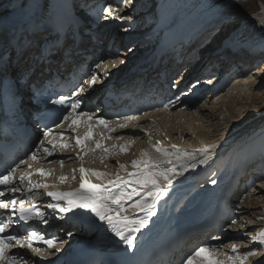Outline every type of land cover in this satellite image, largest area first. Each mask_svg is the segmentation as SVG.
<instances>
[{"label":"bare ground","instance_id":"obj_1","mask_svg":"<svg viewBox=\"0 0 264 264\" xmlns=\"http://www.w3.org/2000/svg\"><path fill=\"white\" fill-rule=\"evenodd\" d=\"M51 1H53L54 3V6H52L51 10V13L53 15L59 12L63 14L65 13V11L67 12L68 17H74L77 14L72 9L76 0ZM17 2L24 3L25 12L14 14L12 16L11 14L16 12V5L12 3L11 0H0V22L8 21L7 23L10 25V28L12 25H14V29L8 28V32L13 31V33H16L17 29L21 25L31 24L32 22H34V20L48 11L46 5L49 3V0H20ZM110 2L111 4H113L114 0H110L107 3ZM136 2L141 3L143 2V0H127L128 6L124 7V10L120 13L121 16L131 17L130 20H124L125 24H122L123 20L116 17H109V19L106 20L107 24H112L115 22V25L112 28V32H114V34H110V36L113 37L112 44L114 46V49L115 46H121L117 48H121L122 50H124L125 56L129 57L131 56V52L136 53L139 47H137L135 51H133L132 49L127 50L129 49L128 47H130L131 45H135L134 47H136V45H138V42L140 41L144 42L145 44L154 46L152 44L154 43V39H152V37L146 36L150 35V32L155 33L160 31L159 29L156 30V28L163 26L165 28L166 26L171 24V26L174 25L173 28H175L176 25L178 26V32L187 33V31L190 30L194 24L202 23V21L206 19V17L199 18L198 15H196L193 17L183 18L178 23L173 24L171 19L169 18V16H171V14H169V9L167 7L162 8V6H158L155 9L158 10L159 8H161L160 13L159 15L157 13V15L155 16H158V21H156L159 24L157 23L156 25H154V31L152 30L146 35L145 33L142 35L138 34L137 30H133V28H135L136 22L139 23L142 18H145V16H147L144 14L147 7L138 8L132 13L130 9L136 4ZM232 4L233 2L230 0L221 2L218 5L219 8L217 7V11L224 10L226 9V7L228 8L229 5L231 6ZM118 5L119 2L116 4V6ZM139 6H141V4H139ZM165 8H167L168 11ZM259 12L260 14L258 13L257 16L262 21H264V9H261ZM100 13L105 14L103 10L100 11ZM212 13L208 15L206 14V16H209ZM139 16L141 20L138 19ZM219 26L221 27H218L217 32L220 34V31L223 30V26L221 24H219ZM204 30L206 29H202L201 32L204 33ZM166 36L167 35L163 36L164 38L162 39V41L165 40ZM227 38V40H222V38H217V40H215L214 37H211L210 39L207 38L208 40H204V42H201L203 47L202 49H200V52L210 53L206 57V60L208 61L222 60V63H219L217 65V69L215 71L216 76L213 77V80L217 79V76L218 79H224L225 77H227V81H224V85H227V87L230 85L229 88L231 90L225 91L227 88H223L214 96L212 94H209V96L206 95V98H203V96H201L200 100L194 101V103L191 105L186 100L171 103L163 109L154 110L147 113V115L144 114L141 117H138L137 120L128 121L127 128L121 129L118 126L115 127V130L108 134V136H111V139H106V141L103 143L104 147L110 149V154H105L101 149H96L89 159L90 167L95 170L108 173V176L105 178H97L98 181L106 183L107 179H113L117 174L127 177V174L129 172L134 171L131 161L140 159L142 156V152L146 151L148 153V157L146 158H163L161 154L156 152L155 148L153 147V145H155L157 142H159V145L161 147L169 149L170 151H189L194 155L198 154L196 155L197 161L202 158V153L196 150L200 149L205 144L215 143L217 147L211 150L214 155L212 156V159L208 164L201 165L197 162L195 168L187 167V170H184L185 162H177L179 163V167H182V169H179V167L176 165L177 171H182L183 174L175 178V181L177 182L176 184H180L183 181L181 177H183L184 174H186L190 170L198 171L201 168L210 170L212 172V175L204 178L203 181L199 182L200 184L203 183V185L202 189L196 192V196L204 195L206 198L208 197V199H212L213 201V196L216 194V191L220 192L222 187L230 182L229 177L232 172V167L240 163L243 155L247 153V150H241V142L243 140L249 139L250 143L246 144L245 146L247 147L250 145L252 151H255L257 148L259 149V151L261 150V148L262 150L264 149V111L261 109L262 111L260 110V112H257V115L250 116L251 111H253V108H251V104L257 102V99H259L261 96L262 98H264V84L260 86L264 82H262V80L264 79V57L261 58L263 54H256V56L253 54L256 48L255 46L259 48L258 45L260 43L254 41L252 42L251 40H236L233 36H229ZM250 47H253V49H251L252 51L248 50V48ZM242 51L245 52V55H248L245 57H241V60L238 58V56H242L239 55V53L243 54ZM118 52L113 54L102 52L97 58V64H103L104 67L108 66L107 69H114L116 67L118 69V73L123 75L125 73V58H123L120 54L122 53L121 50H119ZM178 53L179 51L176 47L171 50V55L175 58L177 57ZM228 53L234 56L235 59H231L228 56ZM211 54L215 55L211 56ZM218 55H221V59ZM256 57L261 58L260 64L262 62L261 65H258L256 70H253V68H249L248 71L247 69L239 71V74L236 76L230 74L229 65H227L226 63L229 62V60H232L234 63H237L241 60L244 65H251V62ZM23 59L24 56L21 58L20 62L22 64H27L23 62ZM113 60L116 61L115 67L111 66V62ZM120 61H123V63H120ZM198 62L199 61L191 62L189 64L187 68L188 73L185 74L184 77H190L191 74L196 71L195 66ZM97 74L99 75V79L97 81H103L106 78H103V76H101L99 73ZM19 88L22 89V85H20ZM243 100L245 101L243 102ZM243 104L244 106H242ZM258 109L259 108H257V110ZM117 137H122V139H117ZM113 145H115L116 147L113 148ZM121 145H126L127 150L121 151ZM173 145L176 146L175 149H172ZM239 153L240 155L238 156ZM111 157H114L115 160L111 159ZM93 158L96 159L92 160ZM120 164L126 165V168L121 169L119 167ZM70 168H77V163H70ZM78 174L79 173L77 170L75 171V173L71 172V177L69 179H72L73 175L77 179ZM73 180L75 179H72V181ZM212 180H215L216 183H211ZM164 185L166 184L162 182V186ZM256 185H254L253 187L251 186V188L248 190V194L243 195L242 198L236 200V203L238 205V210L235 212L237 220L234 228H236V231H230L226 228V245H222V247L218 248L220 252V258L236 255V253L231 251L232 244L240 245L241 255L245 250H252V248L254 247V242H252L247 237L251 234L255 235L257 230L264 228L263 223L261 222L255 223V221L252 223L251 221H246L247 219H250L248 215L250 212H252L250 211V209H252V202L254 201L252 200L251 202H245V199L251 196L254 192L257 193V196H259V200L264 199V187H258ZM171 186L168 187L171 188ZM208 199L205 201L206 207L210 206ZM240 200L243 201L241 202ZM259 200H256V202ZM241 216L244 217L241 218V220H238ZM258 220L262 221L264 219H257V221ZM241 221L244 223V226L251 225L248 230L249 232L245 231L246 228H239ZM231 223L232 220L229 222V224ZM255 225L258 227H255ZM259 225L263 227H259ZM241 239H244V241ZM228 246L230 247L228 248ZM258 248L259 250H261L259 246ZM262 248L264 251V247ZM225 250L229 251V254L227 256H225ZM262 254H264V252ZM256 259L258 258H251L245 261V264H254V261Z\"/></svg>","mask_w":264,"mask_h":264},{"label":"snow or ice","instance_id":"obj_2","mask_svg":"<svg viewBox=\"0 0 264 264\" xmlns=\"http://www.w3.org/2000/svg\"><path fill=\"white\" fill-rule=\"evenodd\" d=\"M127 0H119V5L113 7V5L108 4L103 8L105 13L104 19L107 20L109 17H116L121 20L131 19L130 16H121L120 13L127 7ZM264 23V21H262ZM67 48L56 49V54L64 57ZM43 56V54H41ZM73 53L68 52L67 58L70 60ZM123 63V61H120ZM116 61L111 62V66L115 67ZM96 69L101 68V64L95 65ZM0 68V71H3ZM33 70H27L21 74L19 82L27 83L31 79ZM104 75H107V66L103 71ZM99 79V75L93 71L89 79L83 81L78 91L73 93V95H79L86 91V87H91ZM67 98L61 96L58 100L52 101L53 104H65ZM81 101L77 99L75 102L70 104V110L67 114L63 115V118L55 124L57 129H61L59 133L61 137V142L59 144V149L64 150L71 147V143L64 141V124L68 122V129L72 133H75L74 142L76 147L83 150L84 155H87L89 151L94 152L95 149L99 148L105 154H110V149L103 146L100 140H93V131L99 126L107 129L109 133L113 132L115 129L110 128V121L104 119L103 117H98L95 119V123H92L94 114L80 111L77 109L80 107ZM171 103V102H169ZM167 107V105H165ZM147 115V113H145ZM86 118V119H82ZM124 123L118 124V127L123 129L128 127V121L137 120L136 116H126L123 117ZM84 125V132L81 135L78 132L80 125ZM147 131V130H145ZM53 133L52 127L45 126L43 131V139L39 141L36 145V150L31 153L30 159L35 161L37 159V154L42 153L45 156H52L54 151L57 149V144L54 140L48 139L49 135ZM103 135V133H101ZM111 139V136L105 137ZM117 139H122V137H117ZM95 147H92V145ZM116 147L113 145V148ZM156 152L160 153L163 158H146L148 153L142 152L140 159H135L131 161L134 171L129 172L127 177L120 176L117 174L113 179H107L106 183H91L87 178V174H91L98 179L105 178L108 173L98 171L95 169H87L83 166L79 168L80 172V183L79 187L71 191H48V185L46 183H34L30 177L31 172L20 170L22 164H26L28 168H32V164L27 160H21L19 164L15 167H10L6 172L0 174V217L5 214H9L11 217L18 215L19 220L27 224L28 221L33 218L37 219L43 224H48V220L45 218V212L41 210L40 207L35 204H31L25 207L26 200L17 199L14 196L9 199L6 193L9 195L25 192L28 194H33L37 190L43 188L45 189V195L51 197L55 203H49L47 208L52 209L54 212L58 211L60 213H72L75 210H81L82 218L85 222H92L90 218L94 217L95 220L104 222L107 226V230L118 237L119 240L127 246L129 251L136 248V237L137 233L141 232L142 229L146 228L149 224L151 217L156 215V205L161 198V194H167L166 187L162 186V182L167 186H171L173 181L177 176L183 174L182 171H177L176 163L185 162L184 170L187 167L195 168L197 162L201 165H206L212 159L214 153L211 151L215 149L217 145L205 144L199 151L202 153V158L197 161L196 156L189 151H170L169 149L163 148L157 142L153 145ZM121 151H126L127 146L121 145ZM176 146L173 145L172 149ZM77 158L83 159V156L78 152ZM50 162V161H49ZM61 166H63V160L60 161ZM118 163V162H117ZM166 165V166H162ZM121 169H125L126 165L120 164ZM20 170V175L17 177L16 173ZM42 175L50 174L45 172L44 169H37ZM73 169V173H75ZM28 178V184L26 188H21L18 184H23L24 180ZM60 182H64L66 177L61 176ZM73 179L75 176L73 175ZM211 183L215 184L216 181L212 180ZM137 185L141 186L139 189ZM264 187V185H261ZM131 188V191L128 189ZM137 196L138 198L132 201V197ZM32 196H29L31 199ZM127 204V207L125 206ZM19 205V207L17 206ZM132 209V213H129L128 209ZM137 213H142V215H137ZM258 219H264V217H258ZM236 221L233 220L232 224ZM12 227L11 223H5L0 220V264H27L26 256L30 251L32 253H40V249L33 247V242L35 240L42 241L47 245L48 249H55L56 252L60 251V248L56 246L55 237L46 238L44 235L33 230L28 232L27 235L11 234L8 230ZM72 233H68L70 236ZM213 239H218V237H213ZM250 240L254 244H258L264 247V228L257 230L255 235L250 236ZM61 243H63L61 241ZM246 247V246H245ZM12 249H23L24 254L21 255L19 251L11 253ZM231 251L236 253L235 256H227L225 258H220V252L217 249H211L207 245H200L196 247L190 255H187L186 259L182 264H245V261L251 258H258L254 261V264H264V259H259L262 256L261 251L257 247H253L252 250H245L243 254H240V245L232 244ZM11 253V254H10ZM52 252L41 253L43 259H47Z\"/></svg>","mask_w":264,"mask_h":264},{"label":"rangeland","instance_id":"obj_3","mask_svg":"<svg viewBox=\"0 0 264 264\" xmlns=\"http://www.w3.org/2000/svg\"><path fill=\"white\" fill-rule=\"evenodd\" d=\"M17 1H20V0H11V2L16 5V12L11 14L12 16L14 14L25 12L24 3H18ZM225 1L226 0H143V2L138 3L136 6H133L130 9V11H132V13H133L138 8L147 7L146 9L143 8L146 10V12L144 14L147 16H145V18H142V20L139 16L138 19H140L142 22L141 21L139 23L136 22L135 28H133V30H137L138 34L145 33V35H146L147 33H149L150 31H152L154 29V25L158 21L157 20L158 18L156 19L155 15H157V13L159 15L161 8H159L158 10L155 8H157L158 6L159 7L162 6V8L171 6L172 9L171 8H168V9L170 11L169 14H171V16H169V18L170 19L172 18L171 21L173 24L176 23L179 19H181V17L183 18V16L185 14H188V15H186L184 18L193 17L196 15H198L199 18L206 17V19L204 20L206 22L204 25H202L203 28L206 30H204L205 31L204 33H202L200 31L198 33V35H200V34L201 35L198 36L197 38L195 37V40H199L200 42H204V40L206 41V40L210 39L211 37H214V39L217 40V38L218 39H221V38L225 39V38L233 35V37H235L236 40L245 41L248 39L247 41L251 40L252 42L254 41V42L260 43L258 46L261 47V49H264V23H262V20L257 16L258 13L260 14L259 11L261 9H264V0H230L233 2V4L231 6L229 5L228 8L226 7V9H224V10L217 11V9L219 8L218 5L221 2H225ZM107 4H111V2L107 3ZM116 4H117V2H113V4H111V5H113V7H117ZM139 4H141V6H139ZM152 8H154V9H152ZM143 9H140V10H143ZM168 9H166V10L168 11ZM147 10H148V12H147ZM156 10H157V12H156ZM215 12H218V13H216L215 15H212ZM191 13L193 15H189ZM210 13H212V14L209 16H206V14L208 15ZM219 24H221L223 26L222 27L223 30L220 31L221 32L220 34L217 32L218 27H221V26H219ZM205 25H206V28H205ZM197 30L198 29H196V32H197ZM129 31H131V30H129ZM164 34H165V31H158L155 33L150 32V35H147L146 37H152V39H155V41H157V39H159V38L162 39ZM139 44L142 46V45H144V42L140 41ZM239 52H240V50H239ZM242 53L243 54L239 53V55H242V56H238L239 59H241V57H245L248 55V54L245 55V52H243V51H242ZM228 56L233 60L235 59V57L232 56L230 53H228ZM261 58H263V55ZM261 58L256 57L255 60L258 63H260ZM236 61H238V60H236ZM253 61L252 62L250 61L251 64L253 63ZM261 64H262V62H261ZM256 69L257 68H255V69L253 68V70H256ZM263 75H264V72H263ZM263 81H264V79L262 80V82ZM263 84H264V82L261 85L260 84L259 85L262 86ZM229 86L225 91L231 90L229 88ZM244 101L245 100H243V102ZM245 105H247V104H245ZM251 105H252L251 108H253L252 109L253 111H251L250 116L257 115L258 114L257 112H260L261 109L264 111V98H262V96H261L259 99H257V102L252 103ZM242 106H244V104ZM257 108H259V109L257 110ZM196 155H198V154H196ZM112 159L114 160L115 158L113 157ZM261 185H264V181L261 183H258V185H256V186L261 187ZM254 193L245 199V202H251L252 200L254 201V202H252L253 203L252 209H250V211H252V212H250L248 215V217L251 220L247 219L246 221L247 222L251 221L252 223L255 221H256L255 223L261 222V223H263V226H264V220H262V221L258 220L257 221L258 217H263V215H264V199L259 200V196H257V193H255V194ZM256 200H259V201L256 202ZM240 201L242 202L243 200H240ZM255 215L256 216L258 215V216L256 217ZM243 217L244 216H241L238 220H241V218H243ZM250 226L249 225L244 226V223L241 221L239 228L240 229L246 228L245 231L247 232L249 230ZM263 226L259 225V227H263ZM255 227H258V226L255 225ZM241 240L244 241V239H241ZM259 247L261 250H259V248L257 247L258 250L261 251V253H263L264 252L263 248L261 246H259ZM224 253H225V256H227L229 254V251L225 250Z\"/></svg>","mask_w":264,"mask_h":264}]
</instances>
